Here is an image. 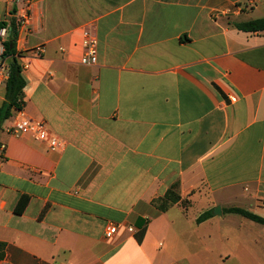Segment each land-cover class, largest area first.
Segmentation results:
<instances>
[{
    "label": "crops",
    "instance_id": "0c3cea01",
    "mask_svg": "<svg viewBox=\"0 0 264 264\" xmlns=\"http://www.w3.org/2000/svg\"><path fill=\"white\" fill-rule=\"evenodd\" d=\"M261 18L264 0H0L27 63L0 123V264H264V225L226 211L264 219V30L239 27ZM18 112L62 149L8 133Z\"/></svg>",
    "mask_w": 264,
    "mask_h": 264
},
{
    "label": "built area",
    "instance_id": "2783aa9c",
    "mask_svg": "<svg viewBox=\"0 0 264 264\" xmlns=\"http://www.w3.org/2000/svg\"><path fill=\"white\" fill-rule=\"evenodd\" d=\"M29 2L30 0H25ZM10 21H5V25L0 28V84L5 83L8 77V66L3 60L4 42L7 39ZM14 22L19 29L25 28L28 23V16L25 12L15 17ZM82 47L83 53L80 57L79 63L84 66H91L97 60L96 39L88 30L82 32ZM43 53V47L37 46L31 50V54L24 57L40 56ZM16 58H22L21 55H16ZM20 70L27 67V63L19 64ZM7 132L14 137L30 136L34 140L44 142L47 149L51 152H57L62 149L63 143L56 136L51 134L45 123L41 120H31L27 118L22 112H18L13 120V123L8 127ZM130 230V229H129ZM117 233V226L108 223L104 229V237L111 239Z\"/></svg>",
    "mask_w": 264,
    "mask_h": 264
},
{
    "label": "trees",
    "instance_id": "16d2710c",
    "mask_svg": "<svg viewBox=\"0 0 264 264\" xmlns=\"http://www.w3.org/2000/svg\"><path fill=\"white\" fill-rule=\"evenodd\" d=\"M1 27V25H0ZM240 29L245 31L264 30V18L245 22L241 24ZM17 31L10 27L6 41L4 42L3 60L8 66V77L4 86V101L0 105V123L10 117L11 110H20L23 102V88L25 82L21 76V70L16 58L15 39ZM180 199L177 194V187H171L162 198L158 200L157 207L160 211H165L171 204L178 202ZM27 203L26 198H21L15 208L16 214H20ZM229 213L241 215L251 221L264 225V219L239 208H230L226 210ZM211 213H204L198 217L197 221H202ZM141 238V235L140 237ZM3 247L2 244H0ZM2 255H0L1 257Z\"/></svg>",
    "mask_w": 264,
    "mask_h": 264
},
{
    "label": "water",
    "instance_id": "95a60500",
    "mask_svg": "<svg viewBox=\"0 0 264 264\" xmlns=\"http://www.w3.org/2000/svg\"><path fill=\"white\" fill-rule=\"evenodd\" d=\"M212 212H213L214 215H220L219 207H215Z\"/></svg>",
    "mask_w": 264,
    "mask_h": 264
},
{
    "label": "rangeland",
    "instance_id": "374dc122",
    "mask_svg": "<svg viewBox=\"0 0 264 264\" xmlns=\"http://www.w3.org/2000/svg\"><path fill=\"white\" fill-rule=\"evenodd\" d=\"M7 125V124H6Z\"/></svg>",
    "mask_w": 264,
    "mask_h": 264
}]
</instances>
